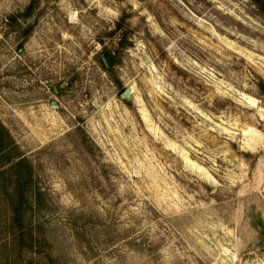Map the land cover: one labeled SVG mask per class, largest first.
<instances>
[{
  "label": "rangeland",
  "instance_id": "rangeland-1",
  "mask_svg": "<svg viewBox=\"0 0 264 264\" xmlns=\"http://www.w3.org/2000/svg\"><path fill=\"white\" fill-rule=\"evenodd\" d=\"M263 91L264 0H0V264H264Z\"/></svg>",
  "mask_w": 264,
  "mask_h": 264
},
{
  "label": "trees",
  "instance_id": "trees-1",
  "mask_svg": "<svg viewBox=\"0 0 264 264\" xmlns=\"http://www.w3.org/2000/svg\"><path fill=\"white\" fill-rule=\"evenodd\" d=\"M32 8L33 5L29 4L26 7L23 15L24 16L29 15ZM123 21H124V17L121 16L117 21V27L120 28L122 26ZM105 58L107 59L110 66H112V60H111L112 55L105 54ZM99 61L104 71L111 73L112 71L111 68L105 65L101 56L99 57ZM112 78L116 83L119 82V80L113 74H112ZM11 149L16 150L17 149L16 145L11 146L10 137L9 134L7 133V129L0 121V175L6 174L8 172L9 176L14 178L15 187H16L15 193L16 196L18 197V200L22 202L23 199L22 196L26 194L28 191L32 168L27 158L17 154V151L14 153V155H11L10 153ZM6 164H9L8 166L9 168H6ZM29 192L32 196L36 197L35 192H33L32 190H29Z\"/></svg>",
  "mask_w": 264,
  "mask_h": 264
},
{
  "label": "water",
  "instance_id": "water-1",
  "mask_svg": "<svg viewBox=\"0 0 264 264\" xmlns=\"http://www.w3.org/2000/svg\"><path fill=\"white\" fill-rule=\"evenodd\" d=\"M103 62L105 63L106 66H108V64L105 61V58L102 57ZM132 92V87H127L123 90V92L121 93V95L123 97H127L130 93ZM262 106L264 107V91H263V96H262Z\"/></svg>",
  "mask_w": 264,
  "mask_h": 264
}]
</instances>
